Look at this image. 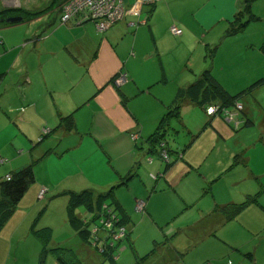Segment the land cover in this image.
Returning a JSON list of instances; mask_svg holds the SVG:
<instances>
[{
    "label": "rangeland",
    "instance_id": "1",
    "mask_svg": "<svg viewBox=\"0 0 264 264\" xmlns=\"http://www.w3.org/2000/svg\"><path fill=\"white\" fill-rule=\"evenodd\" d=\"M229 1L160 0L155 5H144L139 0H127L128 14H126L125 20L118 21L106 31L99 32L93 21L83 23V28L81 25H76L73 20L68 23L76 26L74 31L76 37H84V40H89L92 43L99 44L100 39L105 36L113 37L117 41L121 39L124 53L131 58L128 64L130 66L131 60L134 61V64L137 65L136 75L141 77L140 79H145L152 70L158 72L160 62L164 66L166 64L165 67H168L170 82L153 86V94L162 96L164 100L173 97L172 86H174V83L184 78L187 79L186 81H190L193 68L197 65L195 59H198V57L210 59L212 54L215 53V48H218V45L222 43L221 51H224V53L219 52V57H217L219 62L225 61L224 55L229 53L231 48L236 49L235 54H240L242 57V61L236 64L240 65L234 66L233 71L228 70L229 78L231 75L234 76L229 82L228 92L236 95L242 89L245 90L246 87L264 78L262 76L264 67V59L262 58L264 55L258 57L254 49L246 51L243 46L237 44L240 40L242 42L247 38L256 40L258 38V42L261 41L260 43H262L264 41V28L262 26L264 18H260L261 16H257L256 20L252 18V0L249 2L250 12L247 11L249 0H231L230 3ZM63 4L62 6H64ZM56 6L54 7L56 8ZM62 6L59 7L60 10H62ZM233 6L234 8H232ZM1 8L2 4L0 2ZM54 12L53 18L57 16V10H54ZM236 16L242 21L250 23V20H252L254 23L239 32L228 34L232 27L231 23L228 25V19L234 20ZM219 20L224 22L220 23ZM60 22H58L57 27L68 25V23ZM120 22L126 24L133 22L134 24L123 25L122 27ZM174 25L183 30V35L178 36L172 33L171 27ZM52 27L55 26L52 25ZM83 34L85 36H82ZM69 35L71 34L69 33ZM61 36L67 35L61 33ZM210 42L212 44L207 46L206 44ZM74 74L76 79L81 74L76 63ZM200 74V72L197 74L198 77ZM177 79L179 80L175 81ZM75 88H77V85ZM133 93L137 94L139 91L134 90ZM141 98L147 97H143L142 94L134 97L138 103ZM239 103L251 107L255 115L254 118L250 115L254 119V125L249 127L242 125L243 121L240 119H242L241 110L244 111L243 108L234 107L235 110L231 108L236 113L235 117H230L231 123L226 120L224 114H220L219 118L234 134L241 130L244 131L240 135L241 140L236 136L229 137L227 147L230 149V146H233V156L238 153L246 160L247 154L239 153L244 147L237 143L248 140V155L251 157L249 166L256 172L255 177H257L253 188L249 187V189L253 192L252 194H257L261 189L264 190V140L260 138L262 134L260 127L264 130V83L262 82L247 91L242 97L240 96ZM218 106L217 113L221 109ZM0 112H3V109H0ZM79 112H82L80 114L81 124L89 122L92 111L86 107ZM175 121L176 119L173 118L171 122L178 124ZM67 122L65 120V123ZM57 126L58 124L56 126L46 125L44 126L46 128H43L42 125L34 141L29 146H22L25 154L28 152L24 155L27 156V159L23 164L15 166L13 170L35 162L36 179L19 201L14 212L9 215L0 228V264H60L57 257L58 253L72 264H133L138 259L142 264H264V191L258 194L260 204L254 205L256 209H250L246 213L242 212L220 228L208 231V228L204 227L197 236L189 228H187L188 233H183L182 227L191 224V219L187 217L189 212L196 213L199 208L206 209L205 207L209 205L206 202H210L213 197L208 184L200 186L198 184L197 187L200 189L195 190L196 185L194 186L192 183L197 177L195 174L184 178V170L178 166L182 160L177 161L172 166L175 169L170 175L171 181H177V184L174 185H181L183 196L192 198L200 196V201L196 204L194 202L192 204L186 203V206L182 207L184 203L179 196L180 191L177 187L172 186L171 190L163 192L161 182L165 181L166 184L168 182L166 181V174H162V170L161 174H157L158 170H153L154 172L144 171L146 173L145 177H138V180L144 186L145 183L147 184L146 197L144 201L141 200L145 203V208L143 211L138 210L135 207V201L133 211L129 207L130 211L133 212L132 228L129 229L131 231L130 239L135 248L132 249L130 241L127 239L129 234L127 235L128 227L126 225L125 229L127 231L123 235L124 240L114 248L116 249V263L109 258L106 259L100 246L91 247L71 227L68 221L67 209V192L88 190L89 188L84 184L85 175H89L94 169L99 168V164L95 161L92 162L95 165L90 166L77 164L83 162V158H85L83 152L74 151V149L66 150V146H69L72 141H61V137L57 135L58 133L54 132V128ZM29 128L30 126H24V130H21L16 124L11 126L0 120V150L4 153L2 155L8 159V162L14 160V157L21 153L18 150L22 144L20 137L29 138ZM50 129L53 130L54 134H50ZM23 131L28 133L27 137ZM171 132H169L167 138L170 147L173 151L180 153L182 149L175 144L176 137ZM40 140H47L42 144L44 147H40L42 143ZM58 144L59 146H56ZM213 146L215 150L212 153H216L207 159L203 166V173L216 174L219 169L220 176L223 173L221 167L225 166L222 163L226 164V161H230L231 167V162L235 159L234 157H226L221 146L218 148L216 144ZM34 147H37V150ZM46 147L52 148L50 153L46 152ZM92 148L96 149L98 147L93 146ZM29 150H34L33 154L35 156H31ZM139 150L142 149L139 148ZM164 151L161 154L162 158H164ZM63 154L64 157H60ZM152 157L156 158L155 156ZM170 157L172 159L176 158L175 153H170ZM217 158L222 159V163H219V165ZM104 162L107 164L105 155ZM19 163L22 162L19 161ZM4 164L7 165L8 163ZM4 164H0V166ZM163 167H165L164 161ZM4 173L0 168V176L4 177ZM235 173L238 176L242 171L236 169L233 173L232 170L228 176ZM81 176L84 178L82 179ZM222 186L226 187L225 185ZM227 187L229 190L235 191L240 188L239 185H229ZM153 189L155 190L153 191ZM174 189L178 194L174 192ZM41 190H43L42 197L39 198ZM106 190L104 189L101 193ZM116 190L120 191L121 188H116L115 192ZM125 190L124 188V192H126ZM156 190L157 192H155ZM149 195H152L151 200L148 198ZM245 199L246 197H242L233 202L239 203ZM106 202L111 204L108 205L109 207L113 208L112 199H106ZM146 202H150L149 209L146 207ZM179 208L180 210L184 209L181 212L185 213L182 217L174 216V213H178L174 211ZM113 211L117 212L114 209ZM134 211H137V214ZM74 213L81 219L87 218L90 222L89 227L92 230L97 226H102L100 218L92 221L93 213L84 206L77 207ZM245 221L248 225L244 226ZM100 236L99 241L108 240L104 231L100 233ZM193 241L196 242L195 247L184 256L183 250H187ZM122 245L127 248L124 252L120 248ZM173 246L182 247L183 250H175ZM58 247H62L64 250H58ZM154 248H156L154 253L147 256ZM44 250L47 252L45 253ZM109 256H111V253H109Z\"/></svg>",
    "mask_w": 264,
    "mask_h": 264
},
{
    "label": "crops",
    "instance_id": "2",
    "mask_svg": "<svg viewBox=\"0 0 264 264\" xmlns=\"http://www.w3.org/2000/svg\"><path fill=\"white\" fill-rule=\"evenodd\" d=\"M65 1H61L60 8ZM218 1L225 2L227 0ZM252 1L253 19L256 20L257 16L264 18V0ZM0 2L2 4L0 11L16 9L22 10L29 15L28 19L24 18V21L16 24L6 22L5 19L7 17L0 20V109H3V112H0V120L11 126L16 124L21 130H24V126H30L28 132L30 139L20 137L22 144L18 150L21 153L15 156L14 160L8 162V159L2 155L4 153L0 150V157H2L0 164L8 163L0 166L1 171L5 172V176L11 174L15 166L25 162L27 156L24 155L28 152L25 154L22 146H29L34 141L42 125L43 128H46L44 127L46 125L56 126L58 124L54 128V132L58 133L57 135L61 137L60 140L65 142L72 141L69 146H66V150L74 149V151L83 152L85 156L83 162L77 164L82 166L95 165L92 163L93 161L99 164V168L94 169L91 174L85 175L84 184L87 188L98 194L104 189L109 190L111 187H115L114 199L120 210L115 209L118 212L120 211L122 213H120L121 216L125 218L129 232L127 239L130 241L132 249L134 244L130 239L131 231L129 229L132 228L133 205L136 202L135 207L137 208L138 202L144 201L147 194V184L145 183L144 186L138 180V177H145L146 173L144 171L158 170L157 174H161L163 171L162 174H166V181L168 182V184L165 181L161 182V187L164 189L163 192L171 190L172 186L177 187L180 191L179 196L184 203L182 207L186 206V203L192 204L194 202L196 204L200 201V196L197 198L183 196L181 194V185H174L177 184V181H171L170 175L175 169L172 166L177 161L182 160L178 166L184 170V178L192 174L197 176L192 181L193 185H196L195 190L199 188L197 187L198 184L199 186L208 184L213 197L210 202H206L209 204L205 207L206 209L199 208L196 213L189 212L187 217L191 219V224L182 227L183 233H188L187 228H189L197 236L204 227L208 228V231L216 230L234 219H227L216 208L238 203L233 201L253 193L249 187L253 188L257 177H255L256 172L249 166L251 157L248 155V140H242L237 143L244 147L239 153L247 154L245 161H240L237 164L233 161L230 167V161L224 159L226 161L225 164L222 163L221 158H217L218 165L219 163L225 165L221 167L223 173L220 176L219 169L216 174L203 173V166L208 158L215 155L216 152L212 153L215 150L214 144L217 145V148L219 146L223 148L226 157H234L235 159L238 153L233 156L234 148L230 146L229 149L227 141L231 136H236L241 140L240 135L244 133L243 130L234 134L219 116H209L205 108L185 99L180 108L182 122H178V119L175 121L178 124H173L174 121L171 122L175 128L171 130V133L174 134L173 136L176 137L175 144L181 147L182 152L179 153L171 149L167 139L169 133L166 134L167 143H161V147L158 143L153 146L150 137L156 131L162 118L176 105V94L179 89L193 85L198 79L197 74L199 72L210 70L218 82L227 91L229 90V82L234 76L231 75L229 78L228 70L233 71V67L240 65L236 64L242 61L241 55L235 54L236 49L231 48L230 52L224 55V62H219L217 59L219 52L224 53V51H221L222 43L218 45V48L216 47L215 53L212 54L210 59L207 57L195 59L197 65L193 68L190 81H186L187 79L185 78L183 80H175L179 81L172 86L173 97L164 100L162 96L153 94V86L170 82L168 67H165L166 64L164 66L160 62L158 72L152 70L145 79H140L141 77L136 75L137 65L134 64V61L131 60L130 66L128 64L131 58L124 53L121 39L117 41L113 37L105 36L97 44L84 40V37H76L74 35L76 30L74 24L72 26V24L68 23L66 27H57L58 22L61 21V10L57 6L56 8L48 9L52 5L53 0H0ZM46 4L48 5L46 6ZM42 10H46V12L38 16L34 15ZM54 10H57L55 18H53ZM10 16H18V14ZM124 20L125 18L121 21ZM73 21L76 25L82 26L83 24L77 20ZM219 21L220 23L224 22ZM231 21L233 19H228V25ZM120 23H122V27L123 25L134 24L133 22ZM252 23L254 22L250 20V23L248 22L246 26ZM52 25L55 27H52ZM262 26L264 28V23H262ZM61 33H65L67 36H61ZM180 35H183V32ZM82 36L85 35L83 34ZM260 42H258V38L257 40L247 38L242 40V42L240 40L237 44L243 46L246 51L254 49L256 55L261 57V55H264V41ZM209 44L212 43L210 42L206 45L208 46ZM75 63L81 71L78 79L75 78L74 74ZM262 70V76H264V67ZM121 74L127 75V81L118 86L114 80ZM262 79L264 78L260 80ZM76 85L77 88L74 89ZM134 90L139 91V93L134 94ZM138 94H142L143 97L146 96L147 98H141L138 103L134 99ZM86 107L92 111V116L89 117L87 115L89 122H84L86 124L83 123L82 125L80 121L82 112L79 111ZM242 108L244 110L242 116H245V118L243 117L240 120L251 119L253 121L255 115L251 107L249 105L246 107L242 104ZM246 108L248 109L246 110ZM250 115L254 117L251 118ZM68 116L73 117L71 126L65 123V118ZM260 129L262 131L260 138L264 140V130L262 127ZM23 132L27 137L28 133L26 131ZM51 133H53L52 129H50ZM134 135H136L135 138L133 137ZM40 141L42 142L40 147H44L42 144L47 142V140ZM56 146H59V144ZM93 146L98 148L93 149ZM138 147L142 150L140 151ZM162 147L166 150L167 148L172 150L170 152L176 155L174 159L169 155V158L173 160L171 166H167V162L162 158L161 152L164 149L158 154V150ZM34 148L37 150V147ZM118 148L120 149L119 151ZM51 149V147H46L45 150L50 153ZM34 150H29L31 156H35L33 154ZM40 150L42 149L40 148ZM104 155L107 158V164L104 162ZM20 156L22 157L20 158ZM152 156L156 158L154 159ZM60 157H64V154ZM19 161L22 163H19ZM163 161L165 167H163ZM236 169H240L242 173L238 176H236V173L228 176L230 171L233 170L234 173ZM81 178L83 179L84 177L81 176ZM222 180L224 181L223 184ZM229 185H239L240 188L237 191L229 190L227 187ZM119 187L121 190H116L115 192V189ZM124 188L126 192H124ZM174 192L178 194L175 189ZM148 198L151 200L152 195H149ZM149 205L150 202H146L148 209ZM254 205L248 206L242 212L246 213L250 209H256ZM129 207H131L132 211H130ZM180 208L174 211L178 212L174 213V216H184L185 213H181L184 209L180 210ZM134 213L137 214V211H134ZM245 225H248L246 221ZM89 245L93 247L90 243ZM195 245L196 242L193 241L187 250H183L179 246L173 247L178 251L182 249L185 256ZM122 246L120 248L124 252L127 248ZM155 249L151 250L147 256L154 253ZM105 258L108 259L107 257Z\"/></svg>",
    "mask_w": 264,
    "mask_h": 264
},
{
    "label": "trees",
    "instance_id": "3",
    "mask_svg": "<svg viewBox=\"0 0 264 264\" xmlns=\"http://www.w3.org/2000/svg\"><path fill=\"white\" fill-rule=\"evenodd\" d=\"M62 0H53L52 5L48 7V9L54 8V6L57 5V7L60 6ZM248 1V12H250V2ZM153 5V4H151ZM46 10L38 11L34 15H41L45 13ZM23 15L25 19L29 18V15H27L22 10H16V9H5L3 11H0V20L10 16V15ZM33 15V14H31ZM61 16V15H60ZM252 16V14H251ZM253 18V17H252ZM61 20V19H60ZM76 20V19H75ZM91 20H85L81 23H85ZM62 23V22H61ZM232 27L228 31V34H233L236 32L241 31L244 29L248 23V21H242L238 16L235 17L233 21L230 22ZM216 49V48H215ZM264 83V79L259 80L258 82L252 84L251 86H248L245 88V90L237 93L236 95H233L229 93L225 87L218 82V80L212 75L210 70H204L196 80V82L193 85H190L187 88H180L179 91L176 94V105H174L171 110L162 118L159 126L157 127L156 131L151 135L150 141L153 146L155 144H159L161 147V143L165 142L167 143L166 134H168L172 129H175L172 124L171 120L173 118L178 119V122H182V115L180 112V108L182 105V102L185 99H188L200 107L205 108V111L207 113V108L211 105H219L220 111L214 115L209 116H219L220 114L225 116L226 110L234 109V107L237 106L236 103H239L240 96L242 97L243 94H245L247 91L251 90L252 88L258 86L261 83ZM226 108V109H225ZM224 109V111H222ZM235 110V109H234ZM241 112H243L241 110ZM208 115V113H207ZM245 118V116H241V118ZM226 118V116H225ZM67 120L69 126L73 123V117L68 116L65 118ZM227 120V118H226ZM228 121V120H227ZM231 123V122H229ZM244 127H249L251 125H254V122L250 119H244L243 124ZM174 135V134H173ZM196 136V135H195ZM158 146V147H159ZM168 146V145H167ZM165 147V146H163ZM160 148L158 150V154H160V151L163 149L167 151V153L170 155L172 150H167L165 148ZM171 151V152H170ZM162 154V152H161ZM241 157V158H240ZM240 161H245L244 158L241 155H236L235 157V163L237 164ZM168 165L173 164V160H169V162L166 163ZM11 176V179H6L5 177H0V228L2 225H4L5 220L11 215L15 208L17 207V204L19 201L23 198L24 194L27 192L30 185L35 181V162L27 164L17 170H14L9 174ZM114 186L111 187L109 190L103 193L96 194L93 190H84L82 192H73L68 191V203H67V209H68V221L71 225V227L82 237L87 243H92L94 238L92 234V229L89 227V221L87 218L81 219L78 216L75 215V209L79 206H84L87 208L88 211L93 213L92 221H96L97 219L102 220V214H103V206L105 204H108L106 202V199H112L113 203V209L120 210L119 205L117 204L116 200L114 199ZM264 190H260L257 194H249L246 199L239 203H232L224 206H219V208H216L220 210L227 219H233L237 217L244 209H246L248 206L252 204H260L258 194L262 193ZM41 198V197H39ZM115 206V207H114ZM263 207V206H262ZM105 213V212H104ZM121 212L117 211L116 214L119 216L120 220L115 223L116 226L124 225L126 226L125 218L121 216ZM106 214V213H105ZM102 228L103 226H98ZM129 232H127V235ZM50 238V237H49ZM63 249L62 247H58V250ZM45 253L47 252L44 250ZM153 251V250H152ZM105 257L112 260V262L116 263V259H114L113 256H109V253L104 252ZM251 256V254H249ZM58 262L60 264H72L69 263L64 256H62L60 253L57 255ZM75 264V263H74ZM134 264H142V262L138 259Z\"/></svg>",
    "mask_w": 264,
    "mask_h": 264
},
{
    "label": "built area",
    "instance_id": "4",
    "mask_svg": "<svg viewBox=\"0 0 264 264\" xmlns=\"http://www.w3.org/2000/svg\"><path fill=\"white\" fill-rule=\"evenodd\" d=\"M142 4H155L160 0H139ZM64 7L61 10V22L68 23L72 20H77L78 22L91 18L92 21L96 24L98 31H103L111 26H113L118 21H121L125 18L127 14V0H66L64 2ZM171 31L175 35L182 34L183 30L178 26L174 25L171 27ZM127 81V75L121 74L115 80L116 85H121ZM219 107V106H218ZM239 109H242V104L238 103L237 106ZM217 106L211 105L207 108V113L209 115H214L217 113ZM238 111V109H236ZM233 111H225V116L229 122H231L230 117L234 116ZM134 138L136 135L133 136ZM164 160L169 162V154L167 151L163 153ZM6 179H11L10 175L6 176ZM43 190L40 191L39 197L41 196ZM138 210L143 211L145 208V203L140 201L137 205ZM102 214V228L96 227L93 229L92 234L94 240L91 243L94 247H101V251L104 253H111V256L116 257L114 249L118 244L124 240L123 235L126 233V226L119 225L116 226L115 223L120 220L119 216L113 211V208L109 207L107 204L103 206ZM105 232V236L108 239L107 241H99L100 233ZM117 242V243H116ZM114 249V250H113ZM113 251V252H112Z\"/></svg>",
    "mask_w": 264,
    "mask_h": 264
},
{
    "label": "water",
    "instance_id": "5",
    "mask_svg": "<svg viewBox=\"0 0 264 264\" xmlns=\"http://www.w3.org/2000/svg\"><path fill=\"white\" fill-rule=\"evenodd\" d=\"M5 21L8 22L9 24H16V23H20V22L24 21V17L21 16V15H18V16H10V17H7L5 19Z\"/></svg>",
    "mask_w": 264,
    "mask_h": 264
},
{
    "label": "bare ground",
    "instance_id": "6",
    "mask_svg": "<svg viewBox=\"0 0 264 264\" xmlns=\"http://www.w3.org/2000/svg\"><path fill=\"white\" fill-rule=\"evenodd\" d=\"M154 4V3H153ZM62 7H64V6H62ZM85 20H91L92 21V19L91 18H86V19H84V20H82V21H85ZM82 21H80V22H82ZM106 30V29H105ZM105 30H103V31H105ZM102 32V31H101Z\"/></svg>",
    "mask_w": 264,
    "mask_h": 264
}]
</instances>
